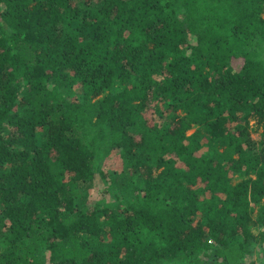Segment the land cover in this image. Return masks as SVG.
<instances>
[{
	"label": "trees",
	"instance_id": "1",
	"mask_svg": "<svg viewBox=\"0 0 264 264\" xmlns=\"http://www.w3.org/2000/svg\"><path fill=\"white\" fill-rule=\"evenodd\" d=\"M97 173L115 210L75 202ZM256 250L264 0H0V264Z\"/></svg>",
	"mask_w": 264,
	"mask_h": 264
},
{
	"label": "rangeland",
	"instance_id": "2",
	"mask_svg": "<svg viewBox=\"0 0 264 264\" xmlns=\"http://www.w3.org/2000/svg\"><path fill=\"white\" fill-rule=\"evenodd\" d=\"M155 106L152 104L150 105L147 110L145 111V116L148 118V120L152 123L153 120L158 123H162L163 120L156 116L155 112ZM256 122H251V127H255ZM192 133V132H191ZM254 138L258 139V134L253 135ZM99 164V163H97ZM239 174L233 175V180L238 179ZM83 189L78 191V196L75 200V202L78 204H84L88 201H94V202H100L101 204L111 208L112 210H115L118 207V201L115 196V192L112 189V185L110 183L105 182L101 179L99 173L96 174L95 181L87 186L82 187ZM117 196L119 194H116ZM258 253L256 250L255 255ZM254 255V260L251 261V264H264V258L261 254ZM261 257V260L259 257Z\"/></svg>",
	"mask_w": 264,
	"mask_h": 264
}]
</instances>
